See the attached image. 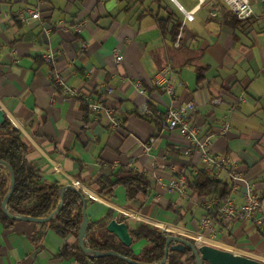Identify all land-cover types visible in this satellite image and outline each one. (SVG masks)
Returning a JSON list of instances; mask_svg holds the SVG:
<instances>
[{
	"label": "crops",
	"instance_id": "obj_1",
	"mask_svg": "<svg viewBox=\"0 0 264 264\" xmlns=\"http://www.w3.org/2000/svg\"><path fill=\"white\" fill-rule=\"evenodd\" d=\"M250 1L256 17L238 22L226 18L223 0H0V109L30 143L29 159L44 180L82 187L89 221L111 211L109 219L126 222L130 231L147 225L264 262V223L216 217L213 234L202 222L213 198L189 186L185 193L168 191L176 177L202 169L199 156L188 153L178 131L142 118L149 106L165 119L168 109L194 103L191 123L211 137L214 153L256 183L264 200V4ZM30 10L41 19L33 20ZM170 15L182 23L176 39L173 24L165 34L158 25ZM116 50L123 57L118 65ZM47 52L55 55L54 66L44 62ZM163 70L172 96L155 84ZM54 71L69 94L52 88ZM101 100L115 109L120 130L89 111L87 103ZM122 169L146 176L148 192L129 199L119 186L112 197L99 194V179ZM221 180H230L229 170ZM233 198L237 206L244 202L240 192ZM1 215L0 202V264H79L57 256L64 247L78 249V237L44 223L10 225ZM149 245L133 238L130 248L138 254Z\"/></svg>",
	"mask_w": 264,
	"mask_h": 264
},
{
	"label": "trees",
	"instance_id": "obj_2",
	"mask_svg": "<svg viewBox=\"0 0 264 264\" xmlns=\"http://www.w3.org/2000/svg\"><path fill=\"white\" fill-rule=\"evenodd\" d=\"M173 18L174 16L170 15L167 21H158V25L165 34L170 24H173L169 32L176 39L181 32L182 23L173 21ZM226 18L238 20L231 11H227ZM238 22L240 21L238 20ZM197 75V81L200 84L205 78V71L200 69ZM142 118L155 121L158 128H163V115L159 114L152 106L148 107ZM31 150V145L22 132L10 120L6 119L5 123L0 125V160L11 164L15 171L16 188L9 205L10 209L17 215L42 218L57 208L61 198L60 189L63 185L57 180L53 182L44 180L42 171L29 159ZM98 185L97 192L108 197H112L115 190L119 186H123L129 199H133L139 194H146L149 189L146 176L124 169L112 177H101ZM188 186L201 198L216 199L217 204L214 207L216 210H220L232 191L231 180L211 179L203 169H199L196 174L189 176ZM9 190L10 174L6 169L0 167V202L3 201ZM85 197L87 199L86 194ZM82 211L83 202L79 194L69 190L63 210L53 220L44 224L51 226L63 236L74 235L78 237L83 220ZM111 216L112 212L109 211L103 217L89 221L87 242L90 248L98 251L114 250L131 259L147 263L163 259L166 239L170 234L147 225L131 229L130 233L135 240H146L150 243L148 247L137 254L132 248L123 245L114 234L106 229ZM216 217L214 216V218ZM1 218L7 224L12 225L14 223L6 216L1 215ZM57 256L62 259L73 258L79 264H128L114 256L90 257L80 247L78 249L64 247ZM166 264L197 263L192 251L186 249L185 252L170 250Z\"/></svg>",
	"mask_w": 264,
	"mask_h": 264
},
{
	"label": "built area",
	"instance_id": "obj_3",
	"mask_svg": "<svg viewBox=\"0 0 264 264\" xmlns=\"http://www.w3.org/2000/svg\"><path fill=\"white\" fill-rule=\"evenodd\" d=\"M201 2L206 0H200ZM229 10L242 22H247L256 17L255 11L250 0H223ZM264 4V0H262ZM29 14L33 20L41 19V14L38 11L30 10ZM188 22L194 21L193 13H186ZM79 30L80 27H76ZM114 62L120 64L123 57L120 51L114 53ZM45 63L54 66L55 55L52 52H47L43 56ZM51 86L54 89L63 88L69 94L71 91L66 87L62 75L54 71L50 78ZM156 86L165 87L168 95H174V87L169 79V71L163 70L155 82ZM140 89V85H137ZM74 96H78V92L72 91ZM106 93L111 95L113 91L107 89ZM89 111L96 117L106 116L110 120V127L113 131H118L122 128V122L117 118L115 109L105 101L87 103ZM194 109V103L189 102L177 108H170L165 114L163 128L170 131H178L184 137L187 144V151L190 154H198L202 169L209 175L211 179L221 180L222 171L229 170L230 180L232 183V191L228 200L223 204L220 210L214 207L217 200H212V204L207 208V213L203 217V225L211 233H216V228L213 223L214 216H217L222 222L230 223L237 219H244L254 222L255 224L264 223V200L257 192L256 183L252 182L243 172L232 165L229 158L224 155L216 154L212 151V139L210 136L200 134L198 127L194 126L189 118L190 112ZM236 110V105L231 109V113ZM230 118L225 120L223 124V133L230 130ZM155 143V139H151L145 146V150L150 152ZM188 186V178L185 175L176 177L168 185L169 192L185 193ZM241 193L244 202L237 206L233 194ZM214 215V216H213Z\"/></svg>",
	"mask_w": 264,
	"mask_h": 264
},
{
	"label": "water",
	"instance_id": "obj_4",
	"mask_svg": "<svg viewBox=\"0 0 264 264\" xmlns=\"http://www.w3.org/2000/svg\"><path fill=\"white\" fill-rule=\"evenodd\" d=\"M5 121V114L0 109V125H3ZM0 167L6 169L10 174V190L1 202V209L3 214L12 221L47 223L53 220L63 210L66 202L67 192L69 190L78 193L83 202V220L78 236L79 247L86 255L90 257L98 258L105 256H114L121 260H124L128 264H166L170 250L185 252L186 249H190L196 259L197 264H264V262L261 260L238 254L230 250L222 249L209 243H198L195 240L192 241L189 238H185L176 234H170L167 237L163 259L153 263L137 261L126 257L114 250H94L88 246L87 242L89 217L87 212V199L82 187H80L73 181L63 185L60 189L61 198L57 208L46 217L35 218L31 216L17 215L12 212L9 206L16 188V176L14 168L11 166V164L4 160H0ZM106 229L110 233L114 234L123 245L131 247L133 236L131 235L129 226L126 222H119L117 218H113L106 225Z\"/></svg>",
	"mask_w": 264,
	"mask_h": 264
},
{
	"label": "rangeland",
	"instance_id": "obj_5",
	"mask_svg": "<svg viewBox=\"0 0 264 264\" xmlns=\"http://www.w3.org/2000/svg\"><path fill=\"white\" fill-rule=\"evenodd\" d=\"M120 190H121L122 192H124V187L121 186V187H120Z\"/></svg>",
	"mask_w": 264,
	"mask_h": 264
}]
</instances>
